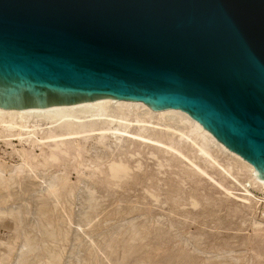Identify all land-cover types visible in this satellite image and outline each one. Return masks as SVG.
<instances>
[{"label": "rangeland", "instance_id": "rangeland-1", "mask_svg": "<svg viewBox=\"0 0 264 264\" xmlns=\"http://www.w3.org/2000/svg\"><path fill=\"white\" fill-rule=\"evenodd\" d=\"M115 103L52 129L95 130L77 138L45 141L47 116L0 127V264H264L246 162L178 116Z\"/></svg>", "mask_w": 264, "mask_h": 264}, {"label": "water", "instance_id": "water-1", "mask_svg": "<svg viewBox=\"0 0 264 264\" xmlns=\"http://www.w3.org/2000/svg\"><path fill=\"white\" fill-rule=\"evenodd\" d=\"M178 110L264 181V0H0V109Z\"/></svg>", "mask_w": 264, "mask_h": 264}, {"label": "bare ground", "instance_id": "bare-ground-1", "mask_svg": "<svg viewBox=\"0 0 264 264\" xmlns=\"http://www.w3.org/2000/svg\"><path fill=\"white\" fill-rule=\"evenodd\" d=\"M113 101H115V100L107 99V100L93 101V102L77 104V105H72V106H66V107H49V108H44V109H23V110H5V109H0V127H14L15 128V125L17 124L16 123V119H19L20 120V125H19L20 130L24 129L27 132L28 130H33L35 128L39 129L40 128V124L36 122L34 125L28 126L26 123H23V121H24L23 119H24L25 116H27V115L47 116L43 120V122L45 123V129L49 130V132L46 134V137L44 138L45 141H52L53 142V141H56V140L77 138V137H80L82 135L87 134L89 131L94 132L95 130L87 131V130L82 129V130H78V131H74V132L62 131V132L57 133V132L52 131V129L57 127V126H59L62 123L68 122V121H71V122H74V123H83V122L93 121L94 117H96V115H93V116L92 115H90V116H79L78 115V116H76L73 113L76 112L77 110L84 109V108L105 106L107 104L113 103ZM116 103L118 105H121V106H130V107L131 106L132 107L141 106V107L145 108V110L150 115L153 114V113H157V115L161 116V117L162 116H168V115L169 116H171V115L172 116L173 115L178 116L181 120H184V121L187 122V124H189L188 128H190L189 132H190L191 135L192 134L193 135L196 134V135L200 136L204 141H208L209 143L210 142L214 143L216 146H218L219 148H221L225 152H227V153H229L231 155L233 154V156H235L236 158L242 160L243 163L246 162L241 157H239L238 155L228 151L222 144L217 142V140L209 132L203 130L202 127L197 122L192 120L187 114H185V113H183L181 111L169 109V110H163V111L154 112V111L150 110L148 107H146L144 104H142L140 102L116 101ZM134 122H135L136 125L137 124L140 125V123H144V121L139 120V119H136ZM109 131H110V129L98 130V132H107V133ZM113 132L114 133H121V131H119V130H115ZM123 132L125 134V131H123ZM27 133H31V131H28ZM88 135H90V134H88ZM181 135L183 136V134H181ZM19 136H20V134L18 135V137ZM190 136L188 135V137H190ZM138 137L143 139L141 136H138ZM244 164L250 170V172L252 174V177H253L254 183L258 184V185H264V181L263 180H259L255 176L254 168L247 162L244 163Z\"/></svg>", "mask_w": 264, "mask_h": 264}]
</instances>
